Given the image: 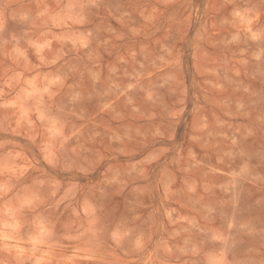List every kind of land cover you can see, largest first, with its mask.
Here are the masks:
<instances>
[{
    "label": "rangeland",
    "instance_id": "rangeland-1",
    "mask_svg": "<svg viewBox=\"0 0 264 264\" xmlns=\"http://www.w3.org/2000/svg\"><path fill=\"white\" fill-rule=\"evenodd\" d=\"M0 264H264V0H0Z\"/></svg>",
    "mask_w": 264,
    "mask_h": 264
}]
</instances>
